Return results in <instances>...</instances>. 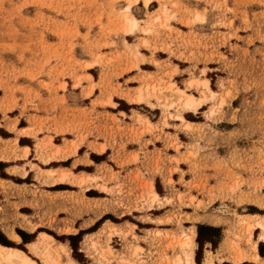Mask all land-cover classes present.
Wrapping results in <instances>:
<instances>
[{"label": "rangeland", "instance_id": "rangeland-1", "mask_svg": "<svg viewBox=\"0 0 264 264\" xmlns=\"http://www.w3.org/2000/svg\"><path fill=\"white\" fill-rule=\"evenodd\" d=\"M146 1L0 0V232L37 264L41 233L77 264H176L195 230L198 264L209 212L227 236L200 264H264L247 230L264 221V0ZM179 88L204 101L185 111ZM182 130L191 152L165 169L146 136L179 153Z\"/></svg>", "mask_w": 264, "mask_h": 264}, {"label": "bare ground", "instance_id": "bare-ground-1", "mask_svg": "<svg viewBox=\"0 0 264 264\" xmlns=\"http://www.w3.org/2000/svg\"><path fill=\"white\" fill-rule=\"evenodd\" d=\"M146 2L148 4L150 2V0H147ZM137 23H138V21H137L136 18H134V17H128L127 18V24L130 27L129 28L130 30H133L137 26ZM192 84H193V82H190L189 85L191 86ZM205 87L209 91H212L211 88L208 85V82L205 83ZM170 89L173 91L172 87H170ZM174 93H175V97L177 99L176 101L179 104L180 108L184 109L185 111L190 110V109L192 111L195 110L196 107L204 101L203 99H200L199 97H197L195 95L187 93L185 90L180 89V88L175 90ZM171 96H172V94H171ZM137 100L139 102H141L144 99L142 98V96H139ZM179 118L184 120L183 114H180ZM65 177L66 176H62V178H60V179H65ZM79 180H81V182L83 181V179H79ZM150 194H151V197H152V201L151 202H154V201H156L159 198V194L154 190L153 187L150 190ZM261 216H260V218H261ZM254 227L262 229L261 240H264V221H258L256 223L255 222L254 223H251V222L247 223V230L250 233V235H252V230H253ZM196 232L197 231L193 230L191 234L186 235V238L181 240V245L180 246L185 247V253L183 255L184 257H180V255H179V257L177 256L178 258L176 257L177 259H176V261H174V262H176V264H182V262H185L186 264H196L195 259H194L193 250L192 249L191 250L186 249V248L190 249L192 247V245L195 243L194 242V237L196 235ZM41 234H42V239H44L46 241V243L44 245V248H45V253L47 255V258H48L47 261H48L49 264H60L61 257L67 259L68 264H77L75 259H73L70 256V253H69V251H68V249H67V247H66V245L64 243H61V242L57 241L50 234H47V233H41ZM15 236H16V238L18 237L17 234H15ZM252 239H253V237H252ZM31 245L33 247L35 245V243H33ZM257 245H258V242H255L254 243V248L256 250H257ZM93 247H94V245H93ZM137 251H138V247L136 248L135 252H137ZM124 258H125V256H124ZM255 259L257 261L258 260L262 261V258H261V256L259 254L255 255ZM0 264H37V261L35 259H33L27 252H25L24 250H22L20 248L7 247V246H4V245L0 244ZM211 264H213V263H211ZM261 264H262V262H261Z\"/></svg>", "mask_w": 264, "mask_h": 264}, {"label": "crops", "instance_id": "crops-1", "mask_svg": "<svg viewBox=\"0 0 264 264\" xmlns=\"http://www.w3.org/2000/svg\"><path fill=\"white\" fill-rule=\"evenodd\" d=\"M80 30H81V32H84L85 31V29L84 28H82V27H80ZM121 41V40H120ZM129 42V41H128ZM130 43V42H129ZM141 51H143V49H141ZM77 52H79V50H77ZM144 54H146L147 56H149V53H147V52H143ZM79 54V53H78ZM160 56V53H157L156 54V56ZM146 63H149V62H146ZM155 66V65H154ZM190 65H188V67H189ZM179 69H180V75H183V72H184V70H185V68L183 69L181 66H179ZM143 70H145V69H143ZM145 71H147V72H156L157 71V68H155V69H150V70H145ZM179 74H177V75H175V77L174 78H176ZM137 75H138V73L135 71V72H130V73H128V74H126V75H124L123 76V81L122 82H125V81H129V82H134V81H136V77H137ZM121 82V81H120ZM131 87H135V86H131ZM184 90V89H183ZM95 93H97V91L95 92ZM91 100H94V97H91L90 98ZM142 102V101H141ZM97 110H103V109H97ZM106 110V109H105ZM107 110H111V109H107ZM187 111H191V109L190 110H187ZM149 119H150V121L153 123V124H157V120H152L150 117H148ZM187 124H189V123H187ZM190 125V124H189ZM19 128V127H18ZM172 133H173V131H172ZM178 136H179V139H180V141L183 143L182 144V146H181V148H180V151H179V153H176V151L174 150V148H168L167 150H166V141L165 140H158L157 138H156V136H155V134L154 135H152V134H148L147 136H146V139L147 140H151L150 142H149V144L147 145V148H148V150L150 151L149 152V156H152L153 158H155V162L157 161V159H159V156L160 157H162L163 158V160L166 162V167H165V169H167L168 167H170V166H172L171 164L172 163H169L170 161H169V158H168V156H173V155H182V154H184V153H189V152H191V131L190 132H188V131H185V130H182V131H180V132H178ZM29 146V145H28ZM30 154L32 153V151L34 150V148L33 147H31L30 146ZM178 166L182 169V170H184V171H186L187 173H186V175H185V180H187V179H191V172H190V168H189V164L188 163H186L185 161H181L179 164H178ZM180 177V173L179 172H177V171H175L174 173H173V178L175 179V180H177L178 178ZM254 213V212H253ZM211 214L212 213H209V212H207V214L205 215V219H204V222L203 223H206L207 225H211V226H215V227H220V226H224V225H226L225 224V222H221V221H219V222H217V221H215L214 220V218H211ZM225 227V226H224ZM226 231H227V228H223L222 229V238H221V240L219 241V243H218V245H217V247H215L214 248V251L212 250V252H213V254L214 255H216V253H217V251H219V250H221L222 248H223V245H224V240H225V238H226V236H227V233H226ZM15 234H17V233H15ZM15 234H14V237L16 238V236H15ZM17 238L16 239H18V240H22V237L20 236V235H18L17 234ZM10 239V238H9ZM195 239H196V237H195ZM262 241H264V240H262ZM0 244H2V245H4V246H7V247H12V248H18V247H14V246H9V245H5V244H3V243H0ZM29 245H31V244H33V242L32 243H28ZM207 244V246L208 245H210V246H212V243L211 242H207L206 243ZM213 247V246H212ZM260 249H262V251L264 252V242H260L259 244H258V254L261 256V258L262 259H264V255H261V253H260ZM216 252V253H215ZM250 261V260H249ZM250 264H252V263H250Z\"/></svg>", "mask_w": 264, "mask_h": 264}, {"label": "trees", "instance_id": "trees-1", "mask_svg": "<svg viewBox=\"0 0 264 264\" xmlns=\"http://www.w3.org/2000/svg\"><path fill=\"white\" fill-rule=\"evenodd\" d=\"M198 236H197V242L199 244L198 252H197V263L199 262V254L204 246L205 243L211 242L212 246L215 248L217 247L219 241L222 238V229L220 227H215L207 224H198ZM21 236L25 243L29 242L28 234H25L24 232L17 231ZM79 235V234H78ZM78 235H70L66 237L67 239H70L71 245L75 247L74 239L77 238ZM0 243H3L5 245L9 246H15V244L6 238L2 232H0ZM75 249V248H74ZM261 255H264V252L262 249H260Z\"/></svg>", "mask_w": 264, "mask_h": 264}]
</instances>
